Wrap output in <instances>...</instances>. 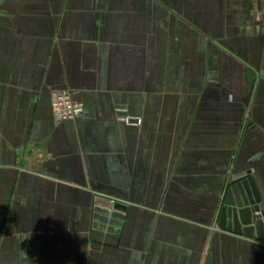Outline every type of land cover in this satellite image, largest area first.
Masks as SVG:
<instances>
[{"label":"crops","instance_id":"0c3cea01","mask_svg":"<svg viewBox=\"0 0 264 264\" xmlns=\"http://www.w3.org/2000/svg\"><path fill=\"white\" fill-rule=\"evenodd\" d=\"M246 175L264 207V0H0V264H264Z\"/></svg>","mask_w":264,"mask_h":264},{"label":"water","instance_id":"95a60500","mask_svg":"<svg viewBox=\"0 0 264 264\" xmlns=\"http://www.w3.org/2000/svg\"><path fill=\"white\" fill-rule=\"evenodd\" d=\"M219 225L238 234L263 238L264 207L253 176L233 180L223 201Z\"/></svg>","mask_w":264,"mask_h":264},{"label":"built area","instance_id":"2783aa9c","mask_svg":"<svg viewBox=\"0 0 264 264\" xmlns=\"http://www.w3.org/2000/svg\"><path fill=\"white\" fill-rule=\"evenodd\" d=\"M53 113L58 120L75 119L83 112V104L72 98L70 90L58 92L52 104Z\"/></svg>","mask_w":264,"mask_h":264}]
</instances>
